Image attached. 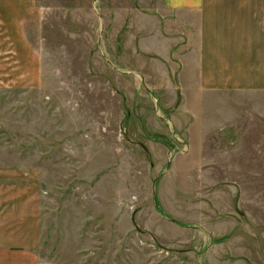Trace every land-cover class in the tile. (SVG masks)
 Segmentation results:
<instances>
[{
  "label": "rangeland",
  "instance_id": "obj_1",
  "mask_svg": "<svg viewBox=\"0 0 264 264\" xmlns=\"http://www.w3.org/2000/svg\"><path fill=\"white\" fill-rule=\"evenodd\" d=\"M210 1L0 0V264H264V88L199 84Z\"/></svg>",
  "mask_w": 264,
  "mask_h": 264
},
{
  "label": "crops",
  "instance_id": "obj_2",
  "mask_svg": "<svg viewBox=\"0 0 264 264\" xmlns=\"http://www.w3.org/2000/svg\"><path fill=\"white\" fill-rule=\"evenodd\" d=\"M223 1V8L230 3ZM204 4L199 7L192 4L202 21L199 25L200 44L196 60V73L201 87L206 91L248 90L251 83L252 86L264 88V49L259 41L264 40V35L259 34L263 24H257L255 28L243 25L242 19L229 21L222 17V21H217L218 13L213 7L217 1H210L207 6ZM250 28L258 29L251 35L253 43L246 32Z\"/></svg>",
  "mask_w": 264,
  "mask_h": 264
},
{
  "label": "water",
  "instance_id": "obj_3",
  "mask_svg": "<svg viewBox=\"0 0 264 264\" xmlns=\"http://www.w3.org/2000/svg\"><path fill=\"white\" fill-rule=\"evenodd\" d=\"M154 195H156V192H154ZM174 221H176V220H174Z\"/></svg>",
  "mask_w": 264,
  "mask_h": 264
}]
</instances>
